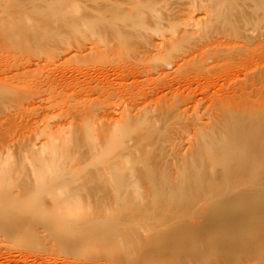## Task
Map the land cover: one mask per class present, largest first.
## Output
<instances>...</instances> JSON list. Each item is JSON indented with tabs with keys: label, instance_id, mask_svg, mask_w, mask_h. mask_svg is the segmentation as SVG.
<instances>
[{
	"label": "rangeland",
	"instance_id": "374dc122",
	"mask_svg": "<svg viewBox=\"0 0 264 264\" xmlns=\"http://www.w3.org/2000/svg\"><path fill=\"white\" fill-rule=\"evenodd\" d=\"M261 169L264 0H0V264H264Z\"/></svg>",
	"mask_w": 264,
	"mask_h": 264
},
{
	"label": "bare ground",
	"instance_id": "6f19581e",
	"mask_svg": "<svg viewBox=\"0 0 264 264\" xmlns=\"http://www.w3.org/2000/svg\"><path fill=\"white\" fill-rule=\"evenodd\" d=\"M103 73H105V71H103ZM136 71L134 70V68L130 71V74H135ZM166 84L168 86H171L173 84L172 81H169V82H166ZM152 91V94L156 93L157 90H158V87L155 86L151 89H149ZM191 92H186V93H183L181 94L176 101H174L172 103V106H169V111L167 113H164V116H167V117H173L174 115H177V118H180L183 120V122L185 123V125L191 127V128H194V129H197L199 132L202 133V138H205L206 137V134L203 132V130H207V131H212V132H218L222 135V133H225V131H222V128H223V124H222V117H217L216 119L213 120V118L211 120H205L203 119V117L197 115V114H193L191 116H186L184 115L183 113L181 112H178L177 114L174 113V108L177 107V106H180V103L184 100L183 97H187ZM223 100H228V101H231V102H235L237 100H232L230 98H228L227 95H225L223 98ZM240 100V99H238ZM151 109H145L143 108L141 110L140 113L138 112H135V113H130L128 112L127 114H125V119L126 121H129V122H136L142 118H146V119H150L149 115H148V112H150ZM151 118H156L154 117V114H151ZM158 118V117H157ZM122 118L118 117V116H113L111 121L114 122V123H118ZM226 135L232 137V133L231 132H227ZM139 143L138 140L136 139H133V141L131 143H126L124 148L126 147L127 149H130V148H135L136 145ZM178 160L179 158H177L176 161L174 162H169V161H166L164 160L163 161V164L165 166H169L171 164H176L178 163ZM261 172H262V179H264V169H261Z\"/></svg>",
	"mask_w": 264,
	"mask_h": 264
}]
</instances>
